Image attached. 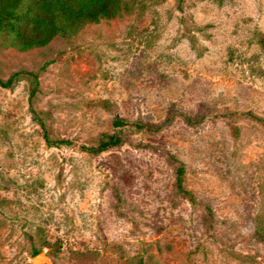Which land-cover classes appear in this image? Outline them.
<instances>
[{
    "label": "rangeland",
    "instance_id": "374dc122",
    "mask_svg": "<svg viewBox=\"0 0 264 264\" xmlns=\"http://www.w3.org/2000/svg\"><path fill=\"white\" fill-rule=\"evenodd\" d=\"M120 5L45 46L0 40V77L21 73L0 85V264H264V0ZM24 71L69 143L44 138ZM117 115L123 145L86 151Z\"/></svg>",
    "mask_w": 264,
    "mask_h": 264
},
{
    "label": "trees",
    "instance_id": "16d2710c",
    "mask_svg": "<svg viewBox=\"0 0 264 264\" xmlns=\"http://www.w3.org/2000/svg\"><path fill=\"white\" fill-rule=\"evenodd\" d=\"M120 2L121 0H0V40L20 50L45 46L57 35H67L88 23L116 17L121 8ZM20 74L15 72L7 79L0 77V85L11 87ZM23 74L28 75L30 80L31 109L44 130V138L49 144L69 143L66 140H51L46 121L34 108V99L39 92L38 76L33 72L24 71ZM133 125L137 130L158 129V126L143 121ZM128 126V120L117 115L113 120L114 131L103 132L95 145L83 147L93 154L119 147L125 142L123 129ZM170 159L175 164L176 191L194 200L191 190L185 186L184 164L174 156ZM262 236L264 239L263 233Z\"/></svg>",
    "mask_w": 264,
    "mask_h": 264
},
{
    "label": "water",
    "instance_id": "95a60500",
    "mask_svg": "<svg viewBox=\"0 0 264 264\" xmlns=\"http://www.w3.org/2000/svg\"><path fill=\"white\" fill-rule=\"evenodd\" d=\"M33 264H52L51 257L46 252H39L32 258Z\"/></svg>",
    "mask_w": 264,
    "mask_h": 264
}]
</instances>
